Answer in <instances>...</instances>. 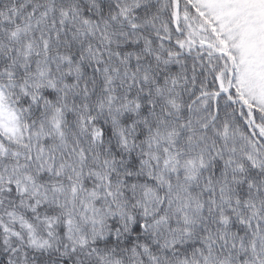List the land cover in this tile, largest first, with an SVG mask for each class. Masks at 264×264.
<instances>
[{
    "label": "snow or ice",
    "instance_id": "obj_1",
    "mask_svg": "<svg viewBox=\"0 0 264 264\" xmlns=\"http://www.w3.org/2000/svg\"><path fill=\"white\" fill-rule=\"evenodd\" d=\"M0 264H264V0H0Z\"/></svg>",
    "mask_w": 264,
    "mask_h": 264
}]
</instances>
